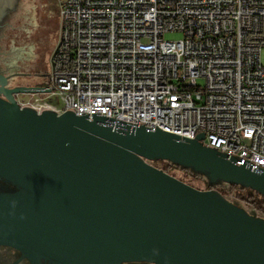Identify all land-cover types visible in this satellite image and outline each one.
Here are the masks:
<instances>
[{
    "label": "water",
    "instance_id": "water-1",
    "mask_svg": "<svg viewBox=\"0 0 264 264\" xmlns=\"http://www.w3.org/2000/svg\"><path fill=\"white\" fill-rule=\"evenodd\" d=\"M14 0H0V12ZM0 73V246L29 264H264V218L153 160L264 197V170L103 115L20 108Z\"/></svg>",
    "mask_w": 264,
    "mask_h": 264
},
{
    "label": "built area",
    "instance_id": "built-area-1",
    "mask_svg": "<svg viewBox=\"0 0 264 264\" xmlns=\"http://www.w3.org/2000/svg\"><path fill=\"white\" fill-rule=\"evenodd\" d=\"M56 2L46 86H25L49 92L14 94L20 108L203 134V146L264 170V0Z\"/></svg>",
    "mask_w": 264,
    "mask_h": 264
},
{
    "label": "rangeland",
    "instance_id": "rangeland-1",
    "mask_svg": "<svg viewBox=\"0 0 264 264\" xmlns=\"http://www.w3.org/2000/svg\"><path fill=\"white\" fill-rule=\"evenodd\" d=\"M58 30L56 0H20L17 12L11 19L8 29L2 34L3 39H0V73L9 79L11 86H46L43 79L47 73L49 58L58 40ZM181 38V33L164 35V39L170 41ZM260 61L264 65V48L260 52ZM149 163L163 170L168 162L153 160ZM172 174L175 178L193 183L196 187L204 188V184L208 183V178L205 176L197 175V180L192 179V174L196 175L192 171L185 173L173 170ZM232 202L242 207L241 203ZM246 210L250 214L254 213L249 209Z\"/></svg>",
    "mask_w": 264,
    "mask_h": 264
},
{
    "label": "trees",
    "instance_id": "trees-1",
    "mask_svg": "<svg viewBox=\"0 0 264 264\" xmlns=\"http://www.w3.org/2000/svg\"><path fill=\"white\" fill-rule=\"evenodd\" d=\"M173 170L183 171L185 173H189V170L182 169L180 167L174 166L170 163H167L166 167L163 171L171 176L174 177L172 174ZM178 180L190 185L191 187L198 189V190H210L215 188L219 191L224 197L234 202L241 203L246 207L250 208L252 211H256L260 217L264 218V197L256 191L240 187L234 184H223V185H216L211 187L208 183L204 184V188L196 187L193 183L187 182L181 178H177ZM192 179H198L197 175L192 174ZM231 198V199H230Z\"/></svg>",
    "mask_w": 264,
    "mask_h": 264
},
{
    "label": "flooded vegetation",
    "instance_id": "flooded-vegetation-1",
    "mask_svg": "<svg viewBox=\"0 0 264 264\" xmlns=\"http://www.w3.org/2000/svg\"><path fill=\"white\" fill-rule=\"evenodd\" d=\"M20 5V0H14L12 10L8 11H2L0 12V39L2 34L4 33L5 29H8L9 23L11 19L13 18L14 14L17 12V9ZM8 81V87L14 88L11 86L9 79ZM1 192H10L9 188L0 187ZM0 264H29L27 260L21 259L20 254L8 247H2L0 246ZM131 264H144V263H131Z\"/></svg>",
    "mask_w": 264,
    "mask_h": 264
}]
</instances>
